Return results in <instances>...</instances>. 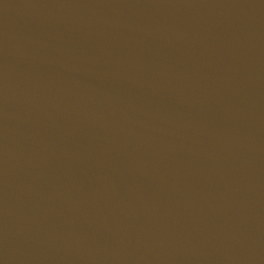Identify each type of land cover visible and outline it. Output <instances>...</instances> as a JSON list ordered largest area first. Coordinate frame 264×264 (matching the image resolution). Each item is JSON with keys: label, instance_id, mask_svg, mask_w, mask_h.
Here are the masks:
<instances>
[{"label": "water", "instance_id": "obj_1", "mask_svg": "<svg viewBox=\"0 0 264 264\" xmlns=\"http://www.w3.org/2000/svg\"><path fill=\"white\" fill-rule=\"evenodd\" d=\"M0 264H264V0H0Z\"/></svg>", "mask_w": 264, "mask_h": 264}]
</instances>
